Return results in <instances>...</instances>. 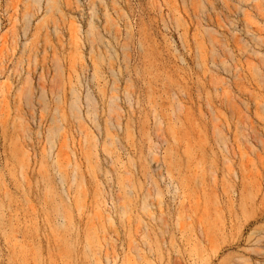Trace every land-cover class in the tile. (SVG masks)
Here are the masks:
<instances>
[{"label": "rangeland", "instance_id": "1", "mask_svg": "<svg viewBox=\"0 0 264 264\" xmlns=\"http://www.w3.org/2000/svg\"><path fill=\"white\" fill-rule=\"evenodd\" d=\"M0 264H264V0H0Z\"/></svg>", "mask_w": 264, "mask_h": 264}]
</instances>
